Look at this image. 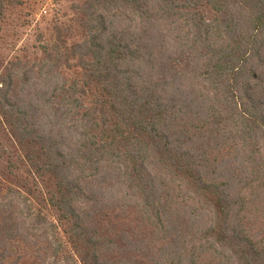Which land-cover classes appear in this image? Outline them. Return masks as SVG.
<instances>
[{
    "label": "trees",
    "instance_id": "1",
    "mask_svg": "<svg viewBox=\"0 0 264 264\" xmlns=\"http://www.w3.org/2000/svg\"><path fill=\"white\" fill-rule=\"evenodd\" d=\"M70 8L0 74V264H264V0Z\"/></svg>",
    "mask_w": 264,
    "mask_h": 264
},
{
    "label": "rangeland",
    "instance_id": "2",
    "mask_svg": "<svg viewBox=\"0 0 264 264\" xmlns=\"http://www.w3.org/2000/svg\"><path fill=\"white\" fill-rule=\"evenodd\" d=\"M18 1V5H10L0 16V74L11 62H27L40 55V47L46 34L48 37L47 30L52 27L54 16L63 12L71 16L70 5L75 0ZM18 1L14 0L15 3ZM260 197L254 202V209H260ZM257 226L260 228L262 225Z\"/></svg>",
    "mask_w": 264,
    "mask_h": 264
}]
</instances>
